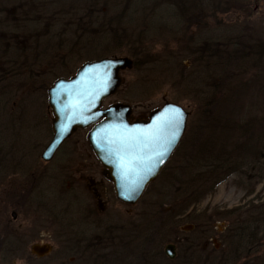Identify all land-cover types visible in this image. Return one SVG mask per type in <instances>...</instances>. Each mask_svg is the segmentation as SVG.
Here are the masks:
<instances>
[{
	"label": "rangeland",
	"instance_id": "374dc122",
	"mask_svg": "<svg viewBox=\"0 0 264 264\" xmlns=\"http://www.w3.org/2000/svg\"><path fill=\"white\" fill-rule=\"evenodd\" d=\"M158 1L0 0V32L13 35L5 45L11 56L26 58L23 78L11 80L19 89L0 91V99L16 101L14 117L22 115L11 137L25 169L0 183V234L9 229L18 248L0 264H97L96 255L120 242L138 244L151 230L157 242L158 229L156 248L163 254L172 245L175 254L164 264H209L211 252L219 257L231 249L225 234L232 221L263 215L264 181L242 170L199 200L183 191L194 165L229 154L264 158V0H204L189 13L179 11L188 2ZM55 44H61L57 55ZM112 56L129 57L133 68L120 74L122 85L103 108L129 104L134 120L164 102L189 112L178 147L135 206L116 199L87 130L65 142L50 163L40 159L52 137L47 89L83 63ZM5 68L0 60V71ZM21 188L29 190L26 199ZM36 244L51 251L38 257L31 252ZM261 255L264 246L249 258Z\"/></svg>",
	"mask_w": 264,
	"mask_h": 264
},
{
	"label": "water",
	"instance_id": "95a60500",
	"mask_svg": "<svg viewBox=\"0 0 264 264\" xmlns=\"http://www.w3.org/2000/svg\"><path fill=\"white\" fill-rule=\"evenodd\" d=\"M133 68V61L126 56L103 57L83 63L69 78H58L47 89V103L51 113L52 137L41 153L44 162L50 161L60 146L78 130L89 129L87 142L103 169V176L112 183L116 199L128 206H135L150 183L155 181L163 167L183 138L189 112L174 102H164L150 111L146 121L131 118L132 107L126 103H113L103 108V102L117 93L122 85L120 74ZM178 109L183 114V127L163 162L156 161L153 171L138 181L137 172L143 165L133 161L136 171L123 176L120 157L131 159L132 155H142L145 159L160 150L159 145L149 147L142 153L135 149H124L120 137L135 135L128 129L152 128L158 119ZM109 140L116 141L109 143ZM110 150H112L110 152ZM141 175L143 173L141 172ZM137 181L139 187L133 183ZM51 251L47 244L33 245L32 254L43 257ZM164 253L168 259L175 254L172 245H166Z\"/></svg>",
	"mask_w": 264,
	"mask_h": 264
},
{
	"label": "trees",
	"instance_id": "16d2710c",
	"mask_svg": "<svg viewBox=\"0 0 264 264\" xmlns=\"http://www.w3.org/2000/svg\"><path fill=\"white\" fill-rule=\"evenodd\" d=\"M127 1L129 3L136 4L139 2H146L147 0ZM161 1L162 0H159L158 2L160 3ZM180 1L181 3H190L185 5L183 8H180L181 10L179 11H183L184 13H189L191 6L196 8L204 3V0ZM122 10L125 12L127 11L125 8ZM205 10L207 11L208 9ZM247 157L249 158L248 162L244 160V158L246 159ZM234 169L242 170L243 175L248 179L257 181L263 179L264 181V158L254 155L242 157L238 155L231 156L229 154L223 158H216L206 164L194 165L183 193L186 195L191 193L193 195L197 194L196 199L199 200L207 194H211L215 185L221 182L227 174L235 171ZM210 181L213 182L208 185ZM159 212L160 214H163L162 211ZM226 213L227 214H223L224 217L230 218L233 215L232 210L227 211ZM259 214L263 215L260 218L255 217L251 221L248 219H243L242 221L235 219L232 221L225 234V241L231 248L229 252L222 253L219 257H212L214 252H211L208 257H205V260L210 262L209 264H264V256L262 255L255 256L252 259L249 258V253L252 251L253 253L259 252L260 247L264 246V210H262ZM145 235H147V238H142L139 240L138 244H121L120 242L118 248H115V250L105 255H96L94 261H96L97 264H164L163 262L171 261L165 256L164 252L162 254L161 250L156 248L158 245L157 242L161 240L160 237L162 235L161 234L159 236V229L156 232L158 239L157 242L153 239V230H151L149 234ZM13 248L14 247L11 248L12 253L13 251L18 250V248L15 250H13ZM3 249H5L4 253ZM70 252L73 253L72 251ZM1 253L5 256L7 253H10V248L2 247V240L0 241V256ZM70 258H73V256ZM182 264H186L185 261Z\"/></svg>",
	"mask_w": 264,
	"mask_h": 264
},
{
	"label": "flooded vegetation",
	"instance_id": "af4514ba",
	"mask_svg": "<svg viewBox=\"0 0 264 264\" xmlns=\"http://www.w3.org/2000/svg\"><path fill=\"white\" fill-rule=\"evenodd\" d=\"M0 12H3V10H1ZM1 24H3L2 20H0V25ZM0 33L2 35H5L4 39H1L2 36H0V60L3 61L4 64L6 65V68L4 69L5 71L4 72L0 71V91H3L5 89L8 90V88L12 89L11 87H13V85H14L13 88L19 89L17 86L18 82L15 80V82L12 83L11 80L13 78H15L17 80L19 77L23 78L24 74L20 73V66L25 63L26 58H20L18 56H14V54H13V56H11V53L9 51V44L6 42V45H5V39L8 40L10 42V44L13 41V39H12L13 35L11 34L12 32L10 33L8 31V34H6L7 32H0ZM60 47H61V44L53 45L52 52H54L55 55H57V53H58L57 49ZM17 60L19 61V63H17ZM20 60H22V61H20ZM1 85H3V86H1ZM15 106L17 107V103H16V101L12 100L11 98L0 99V135H2V133H4L5 134L4 138L6 139V141L4 143L0 142V183H2V179H4L8 173L14 172V171H20L22 169L25 170L24 166H22V165H24L23 164V158H22L23 156H21V158H18L17 160H15V158H14V156L16 154H15V148L13 146L14 142H13V139L11 137V135L14 137L13 132H11L12 128L14 126L13 123L15 122L14 119L15 118L17 119L16 122H21V123L23 122V120L21 121L22 115L20 114V112L16 115V117H14L15 116L14 115V112H15L14 107ZM146 120H147V117L145 119L140 120V121H146ZM20 127H22V125ZM87 131H89V129H87ZM19 132L20 131H18L16 133L15 138H16V136H18ZM68 140H70V138ZM68 140H66L65 142H67ZM62 145L60 146V148L62 147ZM59 149L57 150V152L55 153V155L53 156V158L50 161H52L55 158L56 154L59 152ZM40 159H41V157H40ZM41 161L44 164L50 163V161L44 162L42 159H41ZM25 186H26V184H25ZM18 193L20 195V199H26V197H28L29 190H27V188H21V190ZM13 195H14V192H13ZM11 217L13 219H15L16 214L14 212H12ZM8 232L9 233H6V230L4 229V232H3L4 234H2V233L0 234V241L2 240V247L10 248V253H7L5 257L12 255L11 248H12V242H13L12 241L13 234L10 232L9 229H8ZM4 250L5 249H3V253H4ZM75 250L76 249H74V248L71 249L72 252H74ZM3 253H1L0 257H4Z\"/></svg>",
	"mask_w": 264,
	"mask_h": 264
},
{
	"label": "snow or ice",
	"instance_id": "6c2138e0",
	"mask_svg": "<svg viewBox=\"0 0 264 264\" xmlns=\"http://www.w3.org/2000/svg\"><path fill=\"white\" fill-rule=\"evenodd\" d=\"M183 127V114L178 109H173L171 113L166 114L157 120L156 124L152 128L144 129H128L129 133L135 135H127L120 137V144L124 149H135L139 152H143L145 149L156 147L159 145L158 151L154 155L148 156L146 159L142 155H132L131 159L125 160L123 156L120 157V167L124 170L123 176L126 178L128 173L136 171L132 167L133 161L139 162L143 165L141 172H137L138 181L142 182L144 175H147L153 171L156 166V161L163 162V158L166 157L175 141L179 138V132ZM110 144L115 143L114 140L108 141ZM112 150H110L111 152ZM137 187L139 183L133 181Z\"/></svg>",
	"mask_w": 264,
	"mask_h": 264
}]
</instances>
